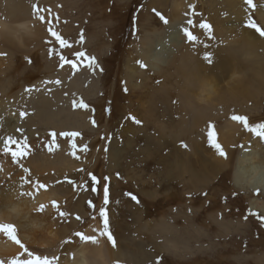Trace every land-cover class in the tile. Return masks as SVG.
I'll use <instances>...</instances> for the list:
<instances>
[{
	"label": "rangeland",
	"instance_id": "obj_1",
	"mask_svg": "<svg viewBox=\"0 0 264 264\" xmlns=\"http://www.w3.org/2000/svg\"><path fill=\"white\" fill-rule=\"evenodd\" d=\"M22 1L24 7L27 4L25 9L28 11V17L32 14L31 18L35 15L37 17L36 10L43 9L44 12L45 8L53 10L54 16H49L41 23L42 30L38 39H25L21 46L14 41L0 40V53H6L0 56V78L4 74L12 75L15 81L13 89L16 87L17 91L22 83L29 86L32 81L45 79L62 68L60 58L63 56L69 61L63 66L67 65L72 74L81 78L86 91H83L84 95L81 96L83 98L79 101L82 100L91 108V121L95 120V126L92 123L93 129L76 132L80 133L76 137L82 141L79 145L86 140L89 141L90 135L93 149H98L101 145L98 152L89 153L88 162L80 163L81 166L58 179V182L66 187H75L74 190L80 195L81 201L76 199L77 193L73 196L72 192L62 199L60 212L67 215L64 217L58 215L59 226H66L70 224L69 222L75 221V231L85 233L83 228L85 222L89 218H94L102 229L103 223L99 212L101 208L106 207L109 228L116 246L113 247L106 237L102 239L113 264H157L158 258L159 264H264V257L261 256L264 253V220L258 218L264 217V214L260 210L250 209L248 202V198L252 196L264 199L263 194L259 191H248V194L232 184L233 162H229L227 168L217 171L215 177L211 167L213 165L209 166L210 169L201 168L191 155L197 152V144L190 143L191 140L205 142L206 147H203L202 154L207 153L206 160L212 163L216 161L218 152L210 142V133L221 147L225 148V144L229 146L232 154L231 158L229 157L230 161L236 158L245 140L257 143L261 149L264 148V140L232 119L234 115H239L247 117L250 124L264 122V75L257 70L264 69V37L248 26L251 21L264 28V18L257 13L258 7H262L263 10L264 0H252L251 5L247 0H179L186 3L183 11L180 6H177L178 9L173 8V5H176L174 0H20L16 5ZM153 9L160 12L168 22L164 23ZM178 11L181 12L178 25L182 27L183 32L181 44L176 52V64L180 59L186 60L192 66L199 64L202 73L206 75V80L216 86L214 87L216 96L213 94L212 103L201 104V107L207 109L203 119L202 114L199 117L198 125L194 123L197 116L188 113L192 110L183 100L186 98L181 91L183 79L179 70L174 69L176 65L173 66L172 62L163 67L161 72H154L146 66L141 56L143 40L153 39L167 31L169 24L175 20L172 14ZM8 16L6 0H0V19ZM8 19L12 22L19 20L13 18L11 14ZM205 23L211 25L210 34L207 29L201 27ZM49 28L67 41L68 46L61 47L59 42L51 37ZM185 30L196 37V40H190L185 35ZM247 40L258 43L259 51L247 54L240 50L242 43ZM206 53L211 55L212 63L205 60ZM29 59L32 61L31 64L28 63ZM52 62L53 71L49 72L46 64ZM141 63L146 67H141ZM129 65L136 68V73L130 80H128L130 69L127 68ZM25 75L31 76L29 84L21 80ZM229 75L233 76L232 79ZM125 87L128 89L127 92L124 91ZM196 91H200L199 86H196L193 94ZM96 92L97 95H91ZM232 92L236 93L239 100L229 95ZM193 94L191 92L192 102L195 101ZM181 95L184 97L179 100ZM128 102L132 103L130 110L123 111ZM173 108L178 111V113L173 111L174 121L182 116L178 125L180 127L175 128L167 124L168 128L164 130L167 139L161 149L171 150L170 141L174 133L178 132L179 137L180 135L188 136L189 139L192 137L190 141L187 138H180L182 147L187 145V148H184L192 157L191 164L200 174L196 180L194 179V184L189 183L188 186L184 185L180 177L171 178L166 177L163 172L159 173V169L163 168V162L159 160L160 154L156 151L160 147L154 142L157 133L151 126L155 124V118L160 111L168 112L169 109L174 110ZM122 111L124 113L121 114ZM133 116L142 121V124H136L131 119ZM224 119H231V123ZM147 121L151 123L147 125ZM227 123L231 125L230 131L227 130ZM181 129H186V133L182 134ZM107 133L108 137L104 139ZM128 142L133 144L129 145ZM106 147H112L117 151L116 157L111 161L115 166L108 168L101 163V158L107 155ZM141 147L145 149L141 150ZM76 148L78 149V146ZM135 149L140 154L134 151ZM100 169H103L102 175ZM205 174L208 177L207 181L195 185ZM93 176L96 177L95 181L92 179ZM105 185L109 189L107 205L104 204ZM143 190L153 191V195H145L146 192L142 193ZM174 192L178 193V199L165 201L169 194ZM129 193L136 196L140 203L137 204ZM83 197L88 198L83 201ZM157 202L158 206L155 205ZM75 203L80 204L78 210L72 212L70 205ZM77 216L80 217L79 220L76 219ZM162 219L172 229L171 233L154 228L155 222L158 225ZM144 224L147 226L143 228ZM173 234L180 241V245L190 247L184 256L179 257V254L163 246L166 242L165 235L171 237ZM156 242L159 243L157 249L153 247ZM138 243L145 245V251L152 253L150 255H154L153 259H142L133 255L136 257L134 261H127V258L121 255L125 244L134 249V244ZM82 244L78 237L77 248ZM162 246L166 250L161 249ZM63 252L66 257L68 254L66 249Z\"/></svg>",
	"mask_w": 264,
	"mask_h": 264
},
{
	"label": "bare ground",
	"instance_id": "obj_2",
	"mask_svg": "<svg viewBox=\"0 0 264 264\" xmlns=\"http://www.w3.org/2000/svg\"><path fill=\"white\" fill-rule=\"evenodd\" d=\"M17 1L20 0H6L7 15L9 14L10 16L11 14L13 18H17L19 20H14L12 22L11 19H8L9 16L0 19V40L2 42L4 40L14 41V43L21 46L23 45L25 39H38L42 30L41 23L44 22L46 18H49V16H54V13L53 10L51 11V9L49 8H45L44 10L46 11L43 12V9L41 8L42 11L39 14L45 17L44 21L39 20L38 16L36 17L35 14L34 15L37 19L34 16L33 18H31L33 14L30 15L31 17L29 16V18L27 16L28 11L25 9V7L27 8V4H25L24 7L22 5V1L18 2L16 5ZM174 2L176 3V5H173V8L178 9L177 6H180L182 8V11L186 8V3L184 1L174 0ZM31 6L33 5L31 4ZM258 8L259 9L257 13L261 18H264V7L263 10L262 7ZM180 13L181 12L178 11L177 13L172 14L173 17H175V20H173L169 24V29L167 31H164L163 34H155V38H148L143 40V52L141 53V56L146 66H148L154 72H161L163 67L172 62L173 66L176 65L174 66V69L179 70L181 74V77L183 79V86L181 91L186 97L183 99L184 96L181 95L182 98L179 96V100L183 99L185 105L192 110L188 111V113L197 116V119L194 121V123L198 125L200 123L199 117H201L202 114L203 119V115L205 113V110L207 109V107H201V104H209L210 102L212 103V98L216 96V92L214 89V87L216 86H214V84L210 81L206 80V75L202 73L203 71H201V68L198 66L199 64L192 66L189 62L183 59H180L179 63L176 64V52L178 51L179 45L181 44L182 39L180 38L183 32L182 27L178 25ZM251 35L253 34H250V36ZM237 36H239V34ZM258 48V43L252 40H247L242 43L240 50L245 51L247 54H255L259 51ZM53 67V62L46 64V69L49 72L53 71ZM127 68L130 69L128 74L130 75L128 80H130L133 74L136 73V68L130 65ZM257 70L258 72L261 71L262 75H264V69L262 70L258 68ZM230 77V79H232L233 76ZM21 80L26 81V84H29L31 81V76L25 75L21 78ZM56 81H60V83H56ZM14 84V77L10 74H4L0 78V149H2L3 147V140L8 136H12L16 141L19 142V145H12V147L16 148L18 146H25L27 155H25L20 160L19 164H17L12 162L10 156L4 155L2 152H0V168L3 169L2 171H0V223L14 224L17 228L18 237L30 251H33L36 255L42 257L47 256L51 258L53 256H57L59 257L58 264H113L111 263V257L108 256L106 248L104 247L102 237L98 236L99 242L97 244L83 242L82 246H80V248H77L76 242L78 240V237L74 235L76 233L75 221L69 222L70 224H67L66 226H59L60 218L58 217V215L61 211L62 199L71 192L72 195L75 196L77 192L74 190L75 187L71 186L69 188L68 185V187H66L64 184L58 182V179H60L65 173L74 171L80 165V163L84 164V161L88 162L87 159L89 157V153L91 154V151H94L95 154L96 151L101 147L100 145L98 149H93V142L90 141V137L92 135L88 137L89 141L86 140V142H83L81 145H79V143L82 141H79L76 136L63 135V133H74L78 132L79 130L82 131L88 128L93 129L91 121V108L79 107V100L83 98L81 97L84 95L83 91H86L81 78H78L77 75L72 74L70 68L67 65H64L54 73H51L47 78H39L32 81V84L29 86H25V84L22 83L19 88L17 87V91H15L16 87L15 89H13ZM196 86L200 87V91H196L193 94ZM133 87H136V85H133ZM28 89H30V91H28ZM191 92L194 97L193 100L195 99L197 103L195 101H191ZM95 94L97 95V92L91 95ZM235 94L236 93L232 92L229 95L237 99L238 97L236 98ZM178 103L181 102L178 101ZM131 104L132 103L130 102L127 106H125L123 111H129ZM19 108H22L24 110L18 111ZM173 109L174 110L169 109L168 112L160 111L158 113V116L155 118V124L151 126L157 133H155L157 137H155L156 139L155 141H153L155 142L156 146L160 147L156 151L160 154L159 160L161 161V163L163 162V168L162 170L159 169V173L163 172L166 177L169 176L171 178L180 177L184 182V185L188 186L189 183L194 184V179L196 180L199 177L198 175H200L198 173L199 170H197L191 164L193 156L195 157V162L199 163L201 165V168L205 167L206 169L207 167L210 169L209 166L213 165L211 167H213L212 171H214V177L216 176L217 171L224 169L226 166L228 167L229 162H233L234 166H232L233 171L231 174L232 184L244 192L248 193V191H259L264 196V148L261 149L257 143L255 144L250 140H245L241 151L236 154V158L232 161H230L232 154L230 152L229 146L225 144V148L222 147V149L226 153V158L220 156L219 154L216 157L214 154V157H216V161H214L213 163L209 160H206L208 156L207 153L204 155L202 154V152H204L203 147H206L204 145L205 142H200V140H191L192 137L189 139L188 136L184 135H180L179 137L178 132L172 135L173 139L171 138L170 141V143H172V147L169 145L171 147V150L170 148L168 150L161 149L164 146L163 142H166L167 139L164 133V130L168 128L167 124L168 126H173L175 128L180 127L178 125L180 123V120H182V116L180 115V119L178 118L176 121H174V112L178 113V111H176L177 109L175 108ZM123 111L121 112V114L124 113ZM169 111H172V113ZM21 113H26V115H21ZM126 114L128 113L126 112ZM225 120L226 119H224V121ZM230 120L228 119L226 121H228V123H231ZM154 122H152V124ZM148 123L149 122L147 121V125H149L151 122L149 124ZM228 123L227 130L230 131L231 125H228ZM17 129H19V131H17ZM181 130L183 131L182 134L186 133L187 131L186 129ZM90 133L92 134L93 132ZM126 136L128 138L129 134ZM151 136L153 138V135ZM107 137L108 133L104 139H106ZM181 137L187 138L189 141L191 140L190 143L192 142L193 144H197V152L193 151L194 153L191 154L192 157L188 152L185 151V148L182 147V143L180 142ZM129 139L132 140L131 137H129ZM53 140H55V144L52 143ZM188 140H186V143H188ZM132 142L134 143V141ZM74 144L78 146V149L76 147H73ZM127 144H129V142ZM49 145H52L51 151H49ZM85 145L87 146V151L83 150V147ZM106 148L107 155L101 158V163H104V166L108 168L114 165L111 161L116 157L117 151L112 147ZM137 149H135L134 151L137 152ZM144 149L143 147H141V150ZM163 151L165 152L163 153ZM136 152L135 154L139 153ZM73 153H75V155H73ZM80 156L81 158H79ZM218 157L219 159H217ZM21 164L25 168L29 169L32 185H35L37 182H39L45 184L47 186L46 189H40L37 192L32 185L23 184V182L21 181V176L27 177L28 174L24 173L23 168L20 166ZM100 170V175H102L103 169ZM207 179L208 177L205 174L201 180L196 182L195 185H198L201 182V184H204ZM22 184L23 187H21ZM21 191H31L34 193V196H22L20 195ZM145 192V195H153V191L150 192L145 190ZM145 192L144 190L142 191V193ZM76 195V199L80 201V195L78 193ZM87 198L88 197H83L82 200L84 201ZM177 199L178 193L174 192L173 194H169V197L165 201H175ZM53 201H56L59 211L56 207H53ZM248 202L250 204V209L260 210L264 214L263 198L252 196L248 198ZM75 204L70 205L72 207V212L78 210V205L80 203H77L76 205ZM40 205L45 206L43 211L38 210ZM155 205L158 206L159 202H157ZM72 217L73 216H71V218ZM184 218L186 220L185 216ZM163 221L164 219H162L158 225L157 222H155L154 228L171 233L172 229ZM146 226L147 224H144L143 228ZM83 228L86 235H98V232H94L93 229H101L99 223L94 218H89V220L85 222ZM169 236L170 235H165L166 242L163 243V246H167L166 249L179 254V257L184 256L189 252L190 247L188 245H180V241L175 235L171 237ZM64 241H70V243L66 244L64 243ZM158 245L159 243L156 242L153 247L157 249ZM163 246L161 247V249L164 248ZM130 247L132 246L125 244V249H122L123 253L121 255H124L127 258V261H134V259L138 256H140L142 259H153L154 255H150L152 253L145 251L144 244H134V249H131ZM64 249H66L68 253L66 257L64 256ZM22 251L23 250L20 249L18 245L9 241L6 237L3 236V234H0V260H4L5 264H8L11 259L19 257ZM137 251L139 252V254H137ZM133 255H136V257H134ZM261 256L264 257V253H262Z\"/></svg>",
	"mask_w": 264,
	"mask_h": 264
},
{
	"label": "snow or ice",
	"instance_id": "obj_3",
	"mask_svg": "<svg viewBox=\"0 0 264 264\" xmlns=\"http://www.w3.org/2000/svg\"><path fill=\"white\" fill-rule=\"evenodd\" d=\"M247 2L251 5L252 4V0H247ZM254 6V5H253ZM35 7V6H34ZM37 16L38 19L41 21H44L45 17L42 15H39V12L42 11L40 9H37ZM153 11L155 12L156 16H158L161 20L164 21V23H167L168 21L165 19V17L158 11H156L155 9H153ZM189 23H191V21H189ZM249 27H251L252 29H254L257 33H259L260 36L264 37V28H261L259 26H257V24H255L254 22H249ZM202 28L207 29L209 34L211 33V25L209 24H202L201 25ZM49 32L51 34V36H53L55 38L56 41L59 42L61 47H67V41H65L57 32H55L54 30H52L51 28H49ZM185 35L190 39V40H196V37H194L190 32H188L187 30H185ZM2 55H6V53H0V56ZM81 55H83L81 53ZM205 60L208 61V63H212V59H211V55L206 53L205 54ZM61 67H63L64 63H68L69 61L65 60V58L63 56H61ZM94 61V58H93ZM28 63L31 64L32 61L29 59ZM140 63V62H138ZM141 67H146L145 65H143L141 63ZM101 71H103V69H101ZM56 83H60V81H56ZM28 91H30V89H28ZM124 91L127 92L128 89L125 87ZM79 107L81 108H87L88 105L85 104L82 100L79 103ZM21 115H26V113H21ZM131 119L136 123V124H142V121L136 119L134 116L131 117ZM233 120L240 122L241 124H243L244 128L249 131L250 133L254 134L255 136L259 137L261 140H264V122L261 123H254V124H250L248 121V118L245 116H239V115H234L232 117ZM93 125L95 126V120L92 121ZM17 131H19V129H17ZM54 135V134H53ZM63 135H71V136H79L80 133H63ZM210 136V142L213 144V146L216 148L218 154L222 157L226 158V153L224 152V150L222 149V147L215 142V138L214 135L212 133L209 134ZM53 144H55V140H53L52 142ZM12 145H19V142L16 141L12 136H8L3 140V147L2 149H0V152H2L4 155L10 156L11 160L13 163H17L19 164L20 160L27 155V152L25 151V146H18L16 148H13ZM73 147H76V145L74 144ZM183 147L187 148V145H183ZM52 150V145H49V151ZM84 151H87V146L85 145L83 147ZM73 155H75V153H73ZM23 168L24 173H27L28 176H21V181L23 182V184H28V185H32V181L30 179V171L28 168H25L22 164L20 165ZM3 169L0 168V171H2ZM91 175V174H90ZM93 181L96 180V177L93 176L92 177ZM23 184L21 185V187H23ZM35 190L38 192L40 189H46V185L37 182L35 185H32ZM95 191V189H93ZM104 204L107 205L109 203V189L107 187V185L104 186ZM20 195H27V196H34V193L31 191H21ZM128 195H131L130 193ZM204 195H207V193H204ZM235 195V194H234ZM131 198L136 201L137 204L140 203V201L138 200V198L134 195H131ZM91 203V202H89ZM53 207H56L57 210L58 209V205L56 203V201L52 202ZM44 205H40L39 206V211H43L44 210ZM189 211H191V209H189ZM108 210L107 208H101L99 215L102 218V223H103V228L100 230L97 229H93L94 232H98V235H86L83 232H76L74 235L79 237V239L82 242L85 243H92V244H97L98 241V236L99 237H106L107 240L112 244L113 247L116 246V241L113 237V234L109 228V218H108V214H107ZM251 215H258L257 213H250ZM59 215L61 217H64L67 215V213L65 212H59ZM261 220H264V217H258ZM77 220L80 219L79 216L76 217ZM245 219H247V217H245ZM0 234H3L4 237H6L9 241L13 242L14 244L18 245L20 249H22L23 251L20 253L19 257L13 258L11 259L8 264H58L59 262V257L57 256H53L51 258L47 257V256H39L36 255L33 251H30L20 240V238L18 237V233H17V228L14 224L11 223H0ZM64 243H70V241H64ZM20 257H24V258H20ZM0 264H5L4 260H0ZM157 264H159V258L157 260Z\"/></svg>",
	"mask_w": 264,
	"mask_h": 264
}]
</instances>
